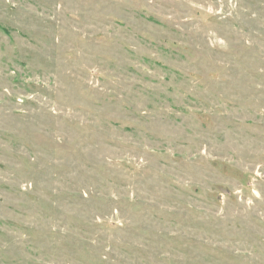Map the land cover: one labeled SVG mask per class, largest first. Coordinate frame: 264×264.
Instances as JSON below:
<instances>
[{
    "label": "rangeland",
    "instance_id": "1",
    "mask_svg": "<svg viewBox=\"0 0 264 264\" xmlns=\"http://www.w3.org/2000/svg\"><path fill=\"white\" fill-rule=\"evenodd\" d=\"M0 264H264V0H0Z\"/></svg>",
    "mask_w": 264,
    "mask_h": 264
}]
</instances>
